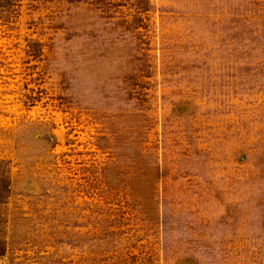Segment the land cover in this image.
Instances as JSON below:
<instances>
[{"label":"rangeland","instance_id":"1","mask_svg":"<svg viewBox=\"0 0 264 264\" xmlns=\"http://www.w3.org/2000/svg\"><path fill=\"white\" fill-rule=\"evenodd\" d=\"M0 162V264H264V0H11Z\"/></svg>","mask_w":264,"mask_h":264},{"label":"trees","instance_id":"2","mask_svg":"<svg viewBox=\"0 0 264 264\" xmlns=\"http://www.w3.org/2000/svg\"><path fill=\"white\" fill-rule=\"evenodd\" d=\"M10 2L11 0H0V7L9 6ZM4 165L0 162V256L6 253L4 204L11 192V182Z\"/></svg>","mask_w":264,"mask_h":264}]
</instances>
